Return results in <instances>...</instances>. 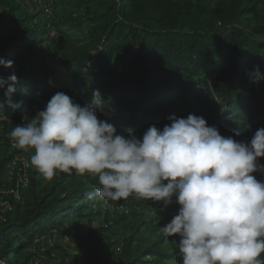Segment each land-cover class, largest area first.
<instances>
[{"label":"trees","instance_id":"trees-1","mask_svg":"<svg viewBox=\"0 0 264 264\" xmlns=\"http://www.w3.org/2000/svg\"><path fill=\"white\" fill-rule=\"evenodd\" d=\"M104 1L105 14L94 20L104 22L102 31L91 39L92 49L98 54L89 55L81 63L80 75L74 77L70 90L73 92L78 82L87 78L85 72H118V82L102 95L97 114L110 116L115 122L121 120L137 133L151 125L162 130L170 116L186 118L195 111L209 126H216L222 136L245 143L264 127V100L258 98L256 85L249 79L257 65L264 73V50L255 38L239 29L241 17L253 12L254 5L196 11L192 0ZM258 1L261 0L253 3ZM34 33L24 30L18 34L25 36L11 37L0 46V59L14 62L12 68L0 66V80L7 81L13 74L22 78L26 49L17 44L23 40L42 42L45 31ZM46 85V80H37L32 74L21 79L15 85L17 98L12 96L11 105L0 97V114L16 112L44 98ZM68 85L69 82L65 87ZM7 87L3 86L4 96ZM105 87L104 82L100 83L99 91ZM259 163L264 164V158ZM253 175L264 181V175ZM94 191H79L72 199L74 203L60 206L61 211L48 207L23 214L17 211L0 227L3 258L59 228L66 219L86 216L84 210L99 199H89V193ZM11 236L14 237L9 240ZM147 254L159 259L181 257L178 253H164L159 242Z\"/></svg>","mask_w":264,"mask_h":264},{"label":"clouds","instance_id":"clouds-1","mask_svg":"<svg viewBox=\"0 0 264 264\" xmlns=\"http://www.w3.org/2000/svg\"><path fill=\"white\" fill-rule=\"evenodd\" d=\"M13 61L0 59L12 68ZM264 78L259 66L249 73ZM17 77L8 85L11 105ZM99 90L92 105L81 106L56 92L27 124L9 133L14 147L31 151V166L46 180L58 173L98 177L94 197L118 201L138 199L179 205L178 213L161 227L179 237L181 264H264V127L249 142L222 136L202 116L172 115L162 130L151 125L138 138L131 128L120 133L98 119ZM173 243H177L173 240Z\"/></svg>","mask_w":264,"mask_h":264},{"label":"rangeland","instance_id":"rangeland-1","mask_svg":"<svg viewBox=\"0 0 264 264\" xmlns=\"http://www.w3.org/2000/svg\"><path fill=\"white\" fill-rule=\"evenodd\" d=\"M195 10H212L235 5L238 9L254 5L255 10L244 14L239 29L255 38L264 50V0H192ZM104 0H0V46L24 30L45 31L42 42L27 43L23 40L17 47L24 46L26 70L18 83L29 74L37 80H46V96L34 100L16 112L0 114V227L16 212L23 214L38 208L59 210L62 205H71L77 193L83 189H95L98 177L58 173L52 180L44 179L30 163L31 151L14 147L11 130L30 122L37 112L43 110L56 92H64L81 106L92 102V92L99 84L115 85L119 73L109 70L99 74L97 70L87 73V78L78 82L71 92L74 77L80 75V65L87 57L96 56L91 39L102 31L104 22H94L95 17L104 15ZM12 55V54H11ZM83 73V72H82ZM264 74V73H263ZM97 77H93V76ZM100 75V76H99ZM69 82V85H65ZM258 98L264 100V78L254 82ZM3 87L0 97L5 98ZM13 98H17L15 94ZM0 98V99H1ZM12 100V99H11ZM2 108V102H0ZM190 113L197 115L195 111ZM189 113V114H190ZM106 120L118 132L128 127L120 120L105 115ZM132 129V128H131ZM133 130V129H132ZM146 127L133 133L142 137ZM179 205L167 208L162 202L138 199L135 195L118 201L95 199L93 205L84 210L82 218L66 219L59 228L48 231L31 241L24 249L3 258L1 264H181L182 256L166 259L149 257L147 250L160 243L164 253H179V237H167L161 227L178 213ZM61 211V210H59ZM14 235V234H13ZM14 236L9 237L12 240ZM176 240L177 243H173ZM18 246V245H17ZM264 259V257H261Z\"/></svg>","mask_w":264,"mask_h":264},{"label":"built area","instance_id":"built-area-1","mask_svg":"<svg viewBox=\"0 0 264 264\" xmlns=\"http://www.w3.org/2000/svg\"><path fill=\"white\" fill-rule=\"evenodd\" d=\"M0 264H1V262H0Z\"/></svg>","mask_w":264,"mask_h":264}]
</instances>
